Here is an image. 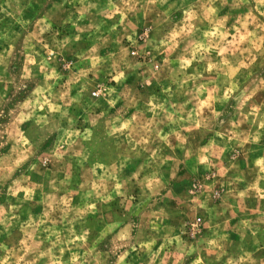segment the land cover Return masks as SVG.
<instances>
[{"label": "rangeland", "instance_id": "1", "mask_svg": "<svg viewBox=\"0 0 264 264\" xmlns=\"http://www.w3.org/2000/svg\"><path fill=\"white\" fill-rule=\"evenodd\" d=\"M0 264H264V0H0Z\"/></svg>", "mask_w": 264, "mask_h": 264}, {"label": "built area", "instance_id": "2", "mask_svg": "<svg viewBox=\"0 0 264 264\" xmlns=\"http://www.w3.org/2000/svg\"><path fill=\"white\" fill-rule=\"evenodd\" d=\"M93 95H95V93H93Z\"/></svg>", "mask_w": 264, "mask_h": 264}]
</instances>
